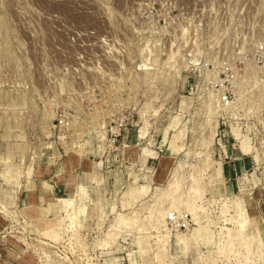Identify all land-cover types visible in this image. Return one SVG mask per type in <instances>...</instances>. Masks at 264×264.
Masks as SVG:
<instances>
[{
	"label": "rangeland",
	"instance_id": "1",
	"mask_svg": "<svg viewBox=\"0 0 264 264\" xmlns=\"http://www.w3.org/2000/svg\"><path fill=\"white\" fill-rule=\"evenodd\" d=\"M0 264H264V0H0Z\"/></svg>",
	"mask_w": 264,
	"mask_h": 264
},
{
	"label": "crops",
	"instance_id": "2",
	"mask_svg": "<svg viewBox=\"0 0 264 264\" xmlns=\"http://www.w3.org/2000/svg\"><path fill=\"white\" fill-rule=\"evenodd\" d=\"M236 175H237V171H236V166L234 164L230 165L229 168H228V165L225 166V168H224V180L226 183H232L234 181Z\"/></svg>",
	"mask_w": 264,
	"mask_h": 264
},
{
	"label": "bare ground",
	"instance_id": "3",
	"mask_svg": "<svg viewBox=\"0 0 264 264\" xmlns=\"http://www.w3.org/2000/svg\"><path fill=\"white\" fill-rule=\"evenodd\" d=\"M140 193V192H139ZM142 193V192H141ZM146 194V193H145ZM172 197H173V193L171 192V191H169V192H167V194H166V198L168 199V200H172ZM176 199V198H175ZM174 200V199H173ZM172 200V203H174V201ZM177 201V200H176ZM176 208V205L174 206V209ZM163 247V246H162ZM158 250V249H157ZM162 251H163V249H161ZM161 250H159V252L161 251ZM162 253H164V251L163 252H160V253H158L157 252V256L159 257V256H162ZM163 257V256H162ZM160 258V257H159ZM158 258V259H159ZM160 260V259H159ZM163 260V259H162Z\"/></svg>",
	"mask_w": 264,
	"mask_h": 264
}]
</instances>
